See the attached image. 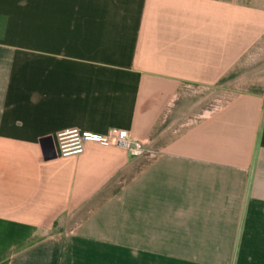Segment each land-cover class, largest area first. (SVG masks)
<instances>
[{
    "label": "crops",
    "instance_id": "0c3cea01",
    "mask_svg": "<svg viewBox=\"0 0 264 264\" xmlns=\"http://www.w3.org/2000/svg\"><path fill=\"white\" fill-rule=\"evenodd\" d=\"M0 264H264V0H0Z\"/></svg>",
    "mask_w": 264,
    "mask_h": 264
},
{
    "label": "built area",
    "instance_id": "2783aa9c",
    "mask_svg": "<svg viewBox=\"0 0 264 264\" xmlns=\"http://www.w3.org/2000/svg\"><path fill=\"white\" fill-rule=\"evenodd\" d=\"M56 138L57 152L60 156L83 154L89 143L123 148L136 156L143 154L148 149L142 139L125 128H113L106 132H97L74 127L60 131Z\"/></svg>",
    "mask_w": 264,
    "mask_h": 264
},
{
    "label": "water",
    "instance_id": "95a60500",
    "mask_svg": "<svg viewBox=\"0 0 264 264\" xmlns=\"http://www.w3.org/2000/svg\"><path fill=\"white\" fill-rule=\"evenodd\" d=\"M50 139H52L53 137H49Z\"/></svg>",
    "mask_w": 264,
    "mask_h": 264
}]
</instances>
